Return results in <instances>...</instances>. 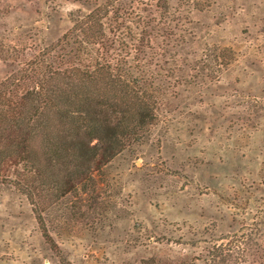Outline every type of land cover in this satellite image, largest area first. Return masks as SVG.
<instances>
[{
	"label": "rangeland",
	"instance_id": "1",
	"mask_svg": "<svg viewBox=\"0 0 264 264\" xmlns=\"http://www.w3.org/2000/svg\"><path fill=\"white\" fill-rule=\"evenodd\" d=\"M92 40L159 117L55 202L7 166L0 264H264V0H0V115Z\"/></svg>",
	"mask_w": 264,
	"mask_h": 264
},
{
	"label": "trees",
	"instance_id": "2",
	"mask_svg": "<svg viewBox=\"0 0 264 264\" xmlns=\"http://www.w3.org/2000/svg\"><path fill=\"white\" fill-rule=\"evenodd\" d=\"M97 36L104 45V28L92 39ZM92 42L79 45L85 50L78 67L61 71L50 86L42 76L33 89L37 93L20 99L19 113L0 115V173L25 165L34 185L26 187L40 188L39 198L52 202L74 193L126 147L141 142L159 117L160 103L148 93L147 81L127 74L125 64L108 54L93 61L86 53ZM39 138L37 148L33 141Z\"/></svg>",
	"mask_w": 264,
	"mask_h": 264
}]
</instances>
